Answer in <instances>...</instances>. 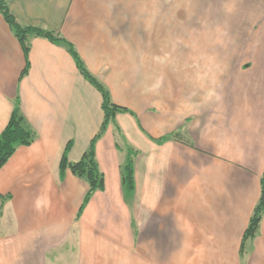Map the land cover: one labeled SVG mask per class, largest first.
Returning a JSON list of instances; mask_svg holds the SVG:
<instances>
[{"label": "crops", "instance_id": "crops-1", "mask_svg": "<svg viewBox=\"0 0 264 264\" xmlns=\"http://www.w3.org/2000/svg\"><path fill=\"white\" fill-rule=\"evenodd\" d=\"M5 1L130 112L95 140L103 188L81 209L87 181L60 161L99 131L101 94L44 37L20 77L0 12V132L18 102L35 133L0 167V264H264V211L243 238L264 172V0Z\"/></svg>", "mask_w": 264, "mask_h": 264}, {"label": "trees", "instance_id": "trees-1", "mask_svg": "<svg viewBox=\"0 0 264 264\" xmlns=\"http://www.w3.org/2000/svg\"><path fill=\"white\" fill-rule=\"evenodd\" d=\"M0 12L13 30L14 35L17 37L23 54L25 57V65L21 71L20 77L24 76L28 72L29 61L28 52L30 48V38L32 36L44 37L53 43L62 44L67 51L73 57L75 64L81 73V75L93 85L101 94V108L103 111V120L99 131L91 139L87 150L83 153L81 158L77 161H67L66 153L70 146L68 143L65 147L64 153L61 157L60 167L61 170L67 166L76 175L83 177L88 184V189L84 195L82 207L88 202L93 192L103 188V174L98 168L97 162L94 156V143L95 140L101 135L110 122L114 121V117L120 112H130L125 106L119 105L112 101L108 90L86 69L83 61L74 49L71 42L67 41L63 37L54 33L51 30L43 29L37 26L20 25L10 12L7 2L0 0ZM35 137V133L26 124L24 117L20 111L18 102L15 103L10 118L5 127L0 132V167L8 160L13 154L15 149L20 145L30 144ZM125 159L121 165V182L125 193L129 195L133 190V159L136 154V150L130 146L125 148ZM264 211V172L260 178V195L259 199L253 209L249 223L245 229L243 238H252L259 226L261 214Z\"/></svg>", "mask_w": 264, "mask_h": 264}, {"label": "rangeland", "instance_id": "rangeland-1", "mask_svg": "<svg viewBox=\"0 0 264 264\" xmlns=\"http://www.w3.org/2000/svg\"><path fill=\"white\" fill-rule=\"evenodd\" d=\"M203 4H206L207 5V7H208V2L206 1L205 3L203 2Z\"/></svg>", "mask_w": 264, "mask_h": 264}]
</instances>
